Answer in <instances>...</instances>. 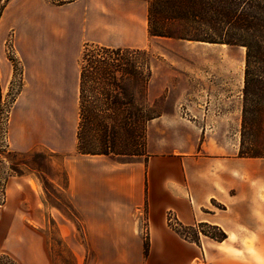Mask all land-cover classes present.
<instances>
[{
  "label": "crops",
  "instance_id": "0c3cea01",
  "mask_svg": "<svg viewBox=\"0 0 264 264\" xmlns=\"http://www.w3.org/2000/svg\"><path fill=\"white\" fill-rule=\"evenodd\" d=\"M75 6L85 10L55 22L56 15ZM148 6V0H0L2 88L13 73L4 51L7 39L34 33V20L48 22L53 35L63 34L72 21L86 20L93 35L88 42L139 50L149 40ZM222 116L198 125L169 114L151 120L148 157L97 168L103 173L100 187L89 163L69 171L70 201L86 225V253L93 264H264V158L239 156L237 129L230 124L221 132L216 120ZM28 192L30 180L8 178L0 204V257L15 264H52L46 236L24 221L34 213L41 229L47 217L40 197L26 203ZM143 214L148 254L139 222ZM170 215L185 226H216L227 238L217 242L201 235L200 244L185 240L170 226ZM32 234L40 239L35 251ZM73 252L82 264L83 254Z\"/></svg>",
  "mask_w": 264,
  "mask_h": 264
},
{
  "label": "rangeland",
  "instance_id": "374dc122",
  "mask_svg": "<svg viewBox=\"0 0 264 264\" xmlns=\"http://www.w3.org/2000/svg\"><path fill=\"white\" fill-rule=\"evenodd\" d=\"M75 7L56 15L55 22H66L67 16L85 10ZM33 22L38 25L34 33L22 38L14 33L4 46L13 73L8 86L0 84V185L5 187L9 177L30 180L26 203L41 198L46 224L39 229L34 213L26 214L24 221L46 236L52 264H77L73 250L83 254L82 264H93V257L86 253V225L68 192L70 170L75 173L77 166L89 163L96 167L93 179L100 187L103 173L97 168L118 163L77 153L79 78L87 44H94L88 42L93 35L86 20L72 21L71 28H63L60 35L49 34L48 22ZM140 50L150 52L153 68L147 99L150 111L157 117L169 114L197 125L214 121V115L220 117L221 112V120H216L221 132L230 124L237 129L238 155L264 157L263 98H250L247 117L253 121L243 125L246 49L149 36ZM251 70L256 73L258 69ZM85 184L82 181L79 187L82 194ZM4 200L0 188V204ZM139 222L145 244V214ZM170 222L175 224V219ZM13 227L19 229L18 224ZM39 243V237L32 234V251ZM0 259V264H15L6 256Z\"/></svg>",
  "mask_w": 264,
  "mask_h": 264
},
{
  "label": "trees",
  "instance_id": "16d2710c",
  "mask_svg": "<svg viewBox=\"0 0 264 264\" xmlns=\"http://www.w3.org/2000/svg\"><path fill=\"white\" fill-rule=\"evenodd\" d=\"M148 32L152 38L246 49L244 128L253 121L247 117L250 98L264 99V0H149ZM133 55L139 58L129 59ZM149 56L147 50L87 44L79 78V155L121 164L148 157L147 126L157 118L147 105L153 75ZM0 188L5 196V187ZM174 219L170 226L190 242L200 244L201 235L217 242L227 238L216 226H185Z\"/></svg>",
  "mask_w": 264,
  "mask_h": 264
},
{
  "label": "built area",
  "instance_id": "2783aa9c",
  "mask_svg": "<svg viewBox=\"0 0 264 264\" xmlns=\"http://www.w3.org/2000/svg\"><path fill=\"white\" fill-rule=\"evenodd\" d=\"M173 220H174L173 217H171V218H170V221H173Z\"/></svg>",
  "mask_w": 264,
  "mask_h": 264
},
{
  "label": "water",
  "instance_id": "95a60500",
  "mask_svg": "<svg viewBox=\"0 0 264 264\" xmlns=\"http://www.w3.org/2000/svg\"><path fill=\"white\" fill-rule=\"evenodd\" d=\"M207 44H209V43H207Z\"/></svg>",
  "mask_w": 264,
  "mask_h": 264
}]
</instances>
